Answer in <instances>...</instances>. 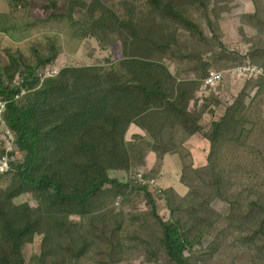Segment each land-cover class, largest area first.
I'll return each mask as SVG.
<instances>
[{
    "label": "rangeland",
    "instance_id": "obj_1",
    "mask_svg": "<svg viewBox=\"0 0 264 264\" xmlns=\"http://www.w3.org/2000/svg\"><path fill=\"white\" fill-rule=\"evenodd\" d=\"M162 1L197 29L148 0H0V73L16 74L55 49L61 69L54 78L73 82L112 67L116 76L131 73L133 84L149 71L161 75L170 102L188 108L180 117L165 100L136 95L133 85L121 92L109 89L108 76L92 80L107 126L120 115L116 137L101 144L109 175L123 185H104L82 215L37 210L23 248L28 264H172L154 211L180 218L189 238L202 230L187 264H264V0ZM212 71L221 79L205 86ZM223 119L211 151L205 136ZM7 185L0 183V199ZM24 201L36 210L33 195L11 203Z\"/></svg>",
    "mask_w": 264,
    "mask_h": 264
},
{
    "label": "trees",
    "instance_id": "obj_2",
    "mask_svg": "<svg viewBox=\"0 0 264 264\" xmlns=\"http://www.w3.org/2000/svg\"><path fill=\"white\" fill-rule=\"evenodd\" d=\"M148 1L165 16L186 24L188 28L197 29L193 20L177 11L172 4L162 0ZM93 3L100 5V0H93ZM52 6L55 8L56 4ZM119 23L123 26L132 24L129 21ZM56 58L53 49L51 54L39 53L34 66L24 65L23 70L19 68L13 75L0 73V100L7 101L2 119L16 132L19 154L22 156L18 163L12 162L16 169L14 175L0 176V183H8L3 190L4 199H0V240H4L7 246L1 248L0 245V264H28L23 248L28 238L33 235V215L37 210L44 209L56 215H82L88 213L92 198L104 185H123L109 175L108 169L111 165L106 160L101 144L116 137L117 130L119 132L116 122L120 115L112 114L111 124L107 126L109 119L101 117L105 111L100 102L101 96L93 89L92 80L108 76L106 82L110 84L109 89L120 87L121 92H130L133 85L137 89L136 95L140 94L145 99L152 97L154 100H165L180 117L185 118L187 115L188 108L179 109L181 104L170 102L168 94L163 92L160 85L161 75L149 71L144 73L147 78L140 74L136 76L133 84L128 77L131 73L121 72L116 76L112 67L100 68L95 76L89 78L83 75L84 68L81 71L74 70V73L80 72L82 75L73 82L69 77L64 80L54 77L42 80L35 75L47 66L56 65ZM135 64L136 62L129 67ZM72 70H65L61 75L66 76ZM17 76L21 77L19 83L16 82ZM78 88L83 90L81 96L77 93ZM60 95L61 99H55ZM224 122V119L212 121L210 132L205 136L211 151L218 144ZM199 129L197 126L196 130ZM3 153L5 150L0 142V156ZM63 159L68 164L66 167ZM130 182L136 184L133 180ZM221 183L222 178H218V193ZM137 186L139 190H147L142 184ZM23 194L35 197L38 202L35 211H32L33 208L27 201L11 203L16 196ZM147 195L154 204L150 193ZM251 203L260 204L259 201ZM175 212L172 208V217ZM153 214L160 222L161 242L172 264H187V251L193 249L202 230L189 238L180 218L164 220L156 211ZM258 230L264 234V218ZM84 250L85 247H80V253Z\"/></svg>",
    "mask_w": 264,
    "mask_h": 264
},
{
    "label": "built area",
    "instance_id": "obj_3",
    "mask_svg": "<svg viewBox=\"0 0 264 264\" xmlns=\"http://www.w3.org/2000/svg\"><path fill=\"white\" fill-rule=\"evenodd\" d=\"M61 67L57 63V65L54 66H47L42 71H37L36 76H39L42 80L57 76L60 73ZM222 74L217 71H212L209 73L208 76L204 79L205 86L212 87L213 85H218L219 80L221 79ZM21 77L18 76L16 78V82H20ZM24 92V90H22ZM7 101L0 100V142L2 144V149L5 150V153H3L0 156V176L1 175H9L12 176L16 172V169L14 166H12L13 163H18L21 160V155L19 154V146L17 143V134L16 132L7 126L6 123H4L2 119V111L4 109V106H6ZM11 155H14V157H11ZM136 173H132L131 177H133ZM138 176H141L138 174ZM143 177L147 179L144 175ZM134 182L137 183V181L134 180ZM145 185V184H142ZM162 192V191H161ZM160 192V193H161ZM120 199V197H118ZM119 204V203H117ZM116 204V205H117Z\"/></svg>",
    "mask_w": 264,
    "mask_h": 264
},
{
    "label": "clouds",
    "instance_id": "obj_4",
    "mask_svg": "<svg viewBox=\"0 0 264 264\" xmlns=\"http://www.w3.org/2000/svg\"><path fill=\"white\" fill-rule=\"evenodd\" d=\"M57 63H58V61H57ZM57 65V64H56ZM18 77V76H17ZM50 78V77H49ZM24 90V89H23ZM4 107H6V106H4ZM4 110V109H3ZM2 118H3V111H2ZM162 192H163V190H161ZM161 192V193H162Z\"/></svg>",
    "mask_w": 264,
    "mask_h": 264
}]
</instances>
